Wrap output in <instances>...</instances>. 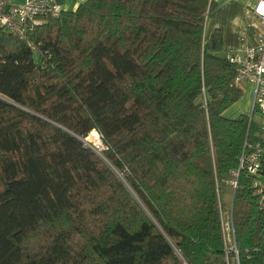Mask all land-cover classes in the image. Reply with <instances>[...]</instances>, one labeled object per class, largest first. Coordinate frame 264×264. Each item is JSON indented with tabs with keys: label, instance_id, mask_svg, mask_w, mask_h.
<instances>
[{
	"label": "trees",
	"instance_id": "obj_1",
	"mask_svg": "<svg viewBox=\"0 0 264 264\" xmlns=\"http://www.w3.org/2000/svg\"><path fill=\"white\" fill-rule=\"evenodd\" d=\"M214 5L84 0L29 40L0 29V264H236L227 231L262 264L264 139L223 115L242 89L222 28L204 38Z\"/></svg>",
	"mask_w": 264,
	"mask_h": 264
},
{
	"label": "built area",
	"instance_id": "obj_2",
	"mask_svg": "<svg viewBox=\"0 0 264 264\" xmlns=\"http://www.w3.org/2000/svg\"><path fill=\"white\" fill-rule=\"evenodd\" d=\"M61 11V7L55 0H0V29L29 40L35 26L48 16H58ZM253 14L259 21V27L253 31L251 39L244 47L227 53L226 57L236 66L233 85L239 86L240 83L245 82L253 87L252 110H257L258 126L261 130L260 138L264 139V0L257 1ZM250 119H252V114H250ZM260 152V141H257L241 158V161H246L248 172L258 171ZM259 184L258 181L253 183L254 186H259ZM225 226L228 230V221L225 222ZM228 249L234 252V258L238 264L233 235L229 240Z\"/></svg>",
	"mask_w": 264,
	"mask_h": 264
},
{
	"label": "crops",
	"instance_id": "obj_3",
	"mask_svg": "<svg viewBox=\"0 0 264 264\" xmlns=\"http://www.w3.org/2000/svg\"><path fill=\"white\" fill-rule=\"evenodd\" d=\"M84 0H55L62 10H74ZM216 8L211 16L213 20L210 27L204 31L206 39L212 27L222 26V51L223 55L244 47L251 34L259 27V21L253 14V8L258 0H213ZM231 25V28H229ZM252 86V85H251ZM253 89V87H251Z\"/></svg>",
	"mask_w": 264,
	"mask_h": 264
},
{
	"label": "rangeland",
	"instance_id": "obj_4",
	"mask_svg": "<svg viewBox=\"0 0 264 264\" xmlns=\"http://www.w3.org/2000/svg\"><path fill=\"white\" fill-rule=\"evenodd\" d=\"M215 8H216V4L214 5V8L212 9V11L209 13V15L207 16V18L205 20V24H204V31L205 32L208 29V26L210 27V22L213 20V18L210 17V16H211V14H212V12L214 11ZM216 27H221L222 28V26H216ZM213 28H215V27H212L211 30ZM229 28H231V25H229ZM211 30H210V32H211ZM222 31H223V28H222ZM239 87H241V89H242V95L237 101L232 103L230 106H228L224 110L223 115L225 117L236 118L240 114H246V115H249V116L251 114V111H252V100H253V89L251 88L252 86L249 83L243 82V83H240ZM252 120L254 122H256V123L259 122V116H258V113L256 111H253ZM91 134L92 135L88 136L89 140L92 141L94 139V138H92V136H94L95 138L98 137L99 139L97 138V140H98L99 144L96 145L94 141L90 144L89 141L87 140V138L84 139V142L88 143L89 146H91L94 151L95 150L99 151L100 149L103 148L101 140H100V136L98 135L97 132H96L97 136H95L94 133H91ZM259 180L261 182V186L264 187V176L261 175ZM231 184H232V181H229L227 183V185H225L223 193H222L223 201L225 203V209L223 210V215H224L223 217H224L225 220L228 218L227 209H228V205H229V201H230V197H231V190H232L231 189ZM226 238H227V241L229 243V240H231V236H230V232H228V231L226 233ZM229 264H233L232 261H230Z\"/></svg>",
	"mask_w": 264,
	"mask_h": 264
},
{
	"label": "bare ground",
	"instance_id": "obj_5",
	"mask_svg": "<svg viewBox=\"0 0 264 264\" xmlns=\"http://www.w3.org/2000/svg\"><path fill=\"white\" fill-rule=\"evenodd\" d=\"M91 133H94V132L92 131ZM91 135H92V134H91ZM94 135L97 136V134H95V133H94ZM90 138H91V137H90ZM92 138H94V139H93V140L91 139L92 141H90V140H89V141H90L91 143L94 141L95 144L98 145V144H99V143H98V140H97L98 137L95 138L94 136H92ZM88 139H89V137H88ZM98 139H99V138H98Z\"/></svg>",
	"mask_w": 264,
	"mask_h": 264
},
{
	"label": "water",
	"instance_id": "obj_6",
	"mask_svg": "<svg viewBox=\"0 0 264 264\" xmlns=\"http://www.w3.org/2000/svg\"><path fill=\"white\" fill-rule=\"evenodd\" d=\"M2 99H4L3 97H1ZM4 100H6V99H4ZM91 147V146H90ZM92 148V147H91ZM96 151V150H95ZM98 154H100V152L97 150L96 151ZM262 264H264V257H263V260H262Z\"/></svg>",
	"mask_w": 264,
	"mask_h": 264
}]
</instances>
